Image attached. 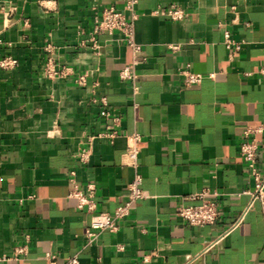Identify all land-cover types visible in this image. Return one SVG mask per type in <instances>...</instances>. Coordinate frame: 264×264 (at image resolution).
<instances>
[{
  "label": "crops",
  "instance_id": "0c3cea01",
  "mask_svg": "<svg viewBox=\"0 0 264 264\" xmlns=\"http://www.w3.org/2000/svg\"><path fill=\"white\" fill-rule=\"evenodd\" d=\"M125 2L0 0V60H17L0 70V264H47L49 253L56 264L75 255L80 264H264L262 202L240 155L244 133L262 127L254 138L264 173V0H138L137 92L119 77L133 60L122 34L91 44L103 10L130 16ZM173 7L182 20L166 16ZM226 30L239 53L225 47ZM50 60L68 75L50 78ZM187 65L203 82L185 86ZM133 134L142 138L137 169L125 159ZM136 173L145 198L116 233L89 244L94 217L124 205ZM91 185L94 212L73 195ZM204 189L218 194L219 218L193 227L178 210L198 205L192 196Z\"/></svg>",
  "mask_w": 264,
  "mask_h": 264
},
{
  "label": "built area",
  "instance_id": "2783aa9c",
  "mask_svg": "<svg viewBox=\"0 0 264 264\" xmlns=\"http://www.w3.org/2000/svg\"><path fill=\"white\" fill-rule=\"evenodd\" d=\"M138 0H126L125 8L130 14L128 17L124 12H121L115 8H108L103 10L101 16L96 21L93 37L91 39L92 49L98 50V36L101 34L112 35L114 32H119L123 36L124 42L131 48L133 60L130 66L123 69L119 77L124 81H131L134 85V91H138L136 86V66L144 59L143 49L140 44L135 40V23L138 20V14L136 12V6ZM159 13V12H157ZM166 16L173 21H179L184 18V14L179 9L173 7L166 12ZM224 45L227 50L239 53L242 49V43L233 40L230 31L226 30L224 33ZM173 50L179 49V47H173ZM48 51L51 52V46L48 47ZM17 66V60L8 57L0 60V70L7 71L12 70ZM68 68H61L59 71L52 67V61L50 60L47 66V75L50 78L65 77L69 73ZM260 76L264 78V66H262L258 72ZM184 78L185 86L198 85L205 79L204 76L191 71V66L187 65L181 72ZM211 78L213 76H210ZM76 84L80 87L87 85V75H81L77 78ZM100 103L106 107L107 101L105 98L100 100ZM104 117H111L110 113L106 110L101 112ZM114 124L108 127V130L112 132V137L116 134L114 129L118 126L119 119H113ZM263 132L262 127L249 129L244 133V140L240 145V155L244 160L247 169L249 170L250 177L255 182V190L252 193L253 202L259 200L262 202V214L264 218V173L260 172L257 167L258 162V150L259 144L254 136ZM142 138L139 134H133L128 137V147L125 153L126 165L131 166L134 169L138 167V157L141 150ZM88 157L87 152H84L80 159L85 162ZM142 178L136 173L133 181L129 185V194L126 202L123 206L119 207L113 214H98L94 217L91 225V230L87 231L88 243L94 242L102 232L116 233L119 230V223L130 216L132 205L145 198V193L141 188ZM88 193L76 190L74 197L78 200V207L83 210L87 209L90 212H94L95 204L93 202L94 187L91 185L88 187ZM218 194L212 192L209 189H204L201 192L192 196L193 200H197L200 203L195 206H182L178 210V217L185 221L187 224L193 227H206L214 226L219 218L218 203L213 199ZM123 249V248H120ZM28 253L27 247H18L15 249V259L26 256ZM47 264H56V256L54 254L46 255ZM65 264H80L78 255L70 258Z\"/></svg>",
  "mask_w": 264,
  "mask_h": 264
}]
</instances>
